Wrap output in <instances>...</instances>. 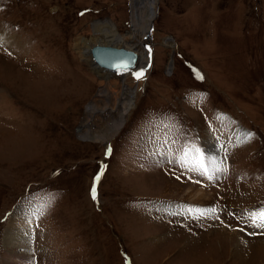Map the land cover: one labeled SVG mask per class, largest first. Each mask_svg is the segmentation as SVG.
<instances>
[{
	"label": "rangeland",
	"instance_id": "obj_1",
	"mask_svg": "<svg viewBox=\"0 0 264 264\" xmlns=\"http://www.w3.org/2000/svg\"><path fill=\"white\" fill-rule=\"evenodd\" d=\"M0 36V264H264V0H0ZM117 38L143 69L74 46Z\"/></svg>",
	"mask_w": 264,
	"mask_h": 264
},
{
	"label": "bare ground",
	"instance_id": "obj_2",
	"mask_svg": "<svg viewBox=\"0 0 264 264\" xmlns=\"http://www.w3.org/2000/svg\"><path fill=\"white\" fill-rule=\"evenodd\" d=\"M96 23V22H95ZM106 28V27H105ZM108 33V32H107ZM150 32L148 31L147 32V36H148V34H149ZM1 37V36H0ZM120 37V36H119ZM7 40H8V42H7ZM104 40V39H103ZM83 40H80V39H78V41L75 43V48H78V50L79 51H81V54H82V56H84V58H83V60L88 64V66H90L91 68H92V70H95V71H97L98 73H103L104 71H102V70H100L95 64H94V62H93V60H92V56H91V54H90V49L93 47V46H95V45H104V46H114V47H120L119 45H122L121 43V40H119L118 38H117V40H116V42L115 43H113V44H107V43H105V42H102V41H99V39L97 40V41H95V42H93V43H91L92 44V47H88L87 45H85L84 43H81ZM16 42V41H15ZM84 42V41H83ZM0 43H10V41H9V39L6 37V36H2L1 37V39H0ZM119 44L118 46L117 45H115V44ZM10 44H12V42L10 43ZM131 46V45H130ZM141 46H142V54H141V52L140 53H138L139 51H137L136 53L138 54V61H137V64H136V68H135V70H133L132 72L134 73V72H136V71H139V70H141V69H143L142 68V66H141V59H142V57H143V52H144V50H145V44L144 45H142L141 44ZM124 47V46H123ZM137 47H139V46H136V47H134L133 49H137ZM126 48V47H125ZM127 49H132L131 47H129V48H127ZM148 52V51H147ZM146 57H144L143 58V60L145 59ZM148 60H149V58H148ZM144 63V62H143ZM106 72V71H105ZM131 73V72H130ZM127 74H128V72H127ZM104 76V75H103ZM123 77V76H122ZM125 77V76H124ZM129 109V108H128ZM124 112V111H123ZM127 112V111H126ZM125 113V112H124ZM121 130V129H120ZM153 159H157L156 157L155 158H153ZM154 162V161H153ZM148 164L150 163V161L149 162H147ZM155 165V164H154ZM150 168H153V165L150 167ZM207 168L209 169V172H208V175H211V176H213V179H211V180H214V179H217L218 178V173L219 172H217L216 170H217V168H216V166H215V164H214V162H212L211 160H208V162H207ZM155 169V168H154ZM220 174V173H219ZM202 177H205L204 179H203V182H204V180L206 179V176L205 175H201ZM199 186H201L202 184H198ZM188 196L190 197V198H193V203H201V200L205 197V192L204 191H201V192H199V193H194V191L193 192H191L190 191V193L188 194ZM206 199V198H205ZM191 203V202H190ZM196 204H193V205H183V206H170L169 208H180V210L183 212V213H185V214H190V215H192V216H194V217H196V216H198V214H197V212H196V210H205L204 208H200V209H196L195 207H196ZM168 207V206H167ZM189 209H192L193 211L191 212V213H189ZM171 212H173V211H171ZM182 212H180V213H182ZM198 217H200V216H198ZM25 220V219H24ZM24 220H22L21 219V217H19V219L17 218V220L16 221H14V222H12V226L10 227V229L9 230H7L8 232L6 233V237H7V240H9V242H11V243H13V242H16V243H18V242H24L25 244L27 243V239H28V235H30V233H29V225H28V223H27V221H24ZM28 225V226H27ZM14 244V243H13Z\"/></svg>",
	"mask_w": 264,
	"mask_h": 264
},
{
	"label": "snow or ice",
	"instance_id": "obj_3",
	"mask_svg": "<svg viewBox=\"0 0 264 264\" xmlns=\"http://www.w3.org/2000/svg\"><path fill=\"white\" fill-rule=\"evenodd\" d=\"M136 79H140L143 76V72H138L134 74ZM181 154L179 156V162L182 166L187 168V170L196 172L200 175L207 176L208 179H213V176L208 175L209 169L206 166L205 163V157L203 153L201 152L200 148L196 147L195 145H184L182 146V149L180 150ZM110 152V149H109ZM102 174V172H101ZM99 176H97V180H99ZM92 197L93 199H96V189L93 187L92 189ZM51 203V200L46 201L41 208L38 209V214H42L46 208ZM189 213H191L193 210L189 209ZM198 216H205L210 213H214L215 209H208V210H196ZM249 220L251 222V225L259 228L264 229V209L254 210L250 212L249 214Z\"/></svg>",
	"mask_w": 264,
	"mask_h": 264
},
{
	"label": "water",
	"instance_id": "obj_4",
	"mask_svg": "<svg viewBox=\"0 0 264 264\" xmlns=\"http://www.w3.org/2000/svg\"><path fill=\"white\" fill-rule=\"evenodd\" d=\"M90 54L100 70L117 75L132 72L138 61L136 51L123 46L95 45L90 49Z\"/></svg>",
	"mask_w": 264,
	"mask_h": 264
}]
</instances>
